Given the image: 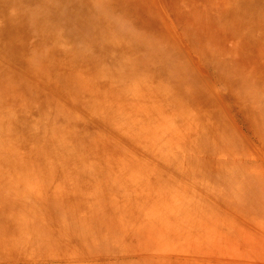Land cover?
<instances>
[{
    "label": "rangeland",
    "instance_id": "rangeland-1",
    "mask_svg": "<svg viewBox=\"0 0 264 264\" xmlns=\"http://www.w3.org/2000/svg\"><path fill=\"white\" fill-rule=\"evenodd\" d=\"M92 1L98 2V0ZM99 1L107 3L104 13L110 15L108 22L113 25L110 34L112 37L110 38L115 41V46L125 50L122 52L124 57H118V60L122 61L117 67V69L119 68L118 72L114 67H109L108 63L97 60L96 67H85L77 80L71 81L69 80L70 77L63 76L55 79L53 74L40 78L34 87L46 97L48 103L51 104L50 108H55L52 110L43 106H30L33 101L22 96L18 99L21 104H13L11 100L13 97L9 98V95L8 97L0 96V106L11 100L9 105L6 104L2 107H10V111L17 108L13 114L0 112V184L6 175H10L8 169L13 167L15 161L32 158L36 155L43 162V160L53 157L56 151L50 150L47 153L43 151L39 155L40 149L38 147L48 146L52 149L53 146L58 147L59 144H62L61 147L70 146L74 148L77 145L73 143L74 139L71 133L73 131L77 134L80 132L81 137L84 135L88 137L87 132L90 133L91 131L96 134L95 128H92L97 125L98 122L96 121L100 122L103 130L102 123L105 121L103 117L111 118L108 114L110 111L117 119L113 122L115 126L122 129L128 127L133 129L134 127V133H131V130L126 131V136L131 137L132 141L136 140L137 144L145 142L147 145L148 149H145L147 153L142 154L144 155L142 156L137 153L136 149H133V146L130 149L124 138L119 139L121 145L131 150L132 155L129 160L137 162L140 166L147 165L156 170L145 173L147 174L146 178L155 181L152 190L146 192L149 194L147 195L149 198H168L174 205L182 206L189 205V202L195 201L192 198L205 193L206 195L203 196L208 199L230 202L236 198L234 189L248 183L254 186L258 195L262 191V198L264 199V143L253 137L260 134L264 138V109L260 103L247 97L258 96L262 102L264 89L259 88L253 82L243 83L238 78L240 61H244L245 67L252 65V62L256 66L254 71L257 73H260L259 71L264 72V33H262L264 12L261 14L254 13L251 20L248 17L249 21L238 25L231 20L232 15L231 12L227 13V8H217L224 11L221 15L216 14L214 10L207 12L210 1H215V5L220 6L221 2L224 5L223 1L225 0ZM244 1L246 2V0ZM263 2L264 0H250L249 5L256 9ZM133 4L137 11L139 10L138 15H135V12L134 14L130 13L129 7H133ZM261 9L264 11V7ZM18 11L19 13L26 11L27 15L31 14V11L26 9H10L6 13L12 15ZM28 19L30 20L31 17L28 16ZM209 19L212 26L208 28L204 22ZM24 23L25 20L18 22L17 31H11L10 34L7 30V39L0 44V50L4 52V58L7 60L22 58L23 55L26 56L27 54L38 57L43 51L41 45H34L35 40L39 38L38 32H36L38 27L25 28ZM121 26L133 35H119L116 31H119ZM146 26H149L150 31L153 33L155 31L156 34L153 36V33L144 32V29H147ZM60 28L61 30L65 29L64 26H60ZM106 34L109 35L108 32ZM143 36L155 44L164 38L165 40L162 42L164 45L176 48L175 55L170 60L169 58L162 59L163 62L167 63L165 70L162 68L155 71L153 66L146 67V63L150 62V57L145 51H150V46L144 45L143 50L135 51V45ZM66 38L65 35H62L59 40H54L49 46L53 44L54 47L57 45L70 48L74 42ZM208 40H215V44L217 43L216 50L212 49L215 46L213 44L207 47L203 46ZM222 40L227 41L228 45L220 46L219 42ZM194 41L201 42L200 47ZM260 41H263L261 46L258 45ZM27 43H30V47L21 48ZM247 43L251 44L247 46ZM191 45H196L205 51L206 55H202V59L194 56ZM232 46L235 48L234 52L231 50ZM147 47L148 50H146ZM77 48L86 50L87 53L91 50L89 46H77ZM151 50L154 53L160 52L155 48ZM136 56L138 65L133 64L132 61V58ZM204 58L208 62L213 61V64L216 61L217 68L205 64ZM219 58H226L228 64L219 65ZM158 61H161V57L158 58ZM65 62L68 64V60ZM0 63L7 65L2 59H0ZM60 68L61 70H68L64 65H61ZM177 69L184 70L182 77ZM8 70L16 74L15 66H8ZM34 70L37 71L34 73L25 72L29 77L28 86H32L30 77H35L34 74H38L40 70L48 72L40 61L34 64ZM0 74L1 78L5 75L1 68ZM178 78L185 81L181 91L173 87L172 84H176L175 81H178ZM45 81L57 85V87L45 85ZM56 81L57 83H55ZM9 86L10 84L7 87ZM83 88H87V92H84ZM112 88H122L124 94L120 95L119 90ZM243 94L246 99H242L241 95ZM187 95L202 97L203 100H200L201 104H197L196 101L188 100ZM115 99H120L122 105L124 99H128L129 102L140 107V110L132 111L129 110L128 106L117 110L119 104L117 106L116 103H112ZM15 104L19 106H15ZM59 112L63 118H60ZM25 114L28 115L26 117L28 121L14 125V129L22 130V134L13 136L12 128H5L4 125L11 122L13 115L22 117ZM150 116L158 117L159 121L152 123L154 120H149ZM92 120L94 125L90 123ZM211 126H214L218 133L216 132L214 136L208 135L206 138L209 141L210 137L216 145L214 148L207 147L203 139L206 130ZM71 128L72 130H70ZM104 131L106 134L100 133L99 140L101 141H104L105 136H108V131ZM24 133L25 135H23ZM139 133L141 136L148 135L150 141L140 140L136 136ZM220 136L223 137L221 139L223 142H219L218 137ZM90 140L88 139V144H80L83 151L88 152L92 150L90 148H95V146L90 145ZM8 150H10L9 154L7 153ZM225 150H231L237 157L245 154L250 161L247 165L234 166L233 170L226 169L225 166H230V163L226 160ZM74 152L76 151L67 149L62 154ZM213 154L216 156L215 160L220 162V168L214 165L212 158L211 163L208 162L209 155ZM95 156L97 158V155ZM95 161L97 162V160ZM27 168L32 170L33 167L27 166ZM59 181L60 179H57V183ZM191 191H196L197 195ZM240 195L241 193H238V197ZM192 205L200 204L192 203ZM248 208L252 212V217L247 216L248 213L245 211L241 213L245 217L244 219L237 218L233 212L224 213L220 211L214 214L215 217L208 219L207 227L213 228L221 234L231 233L230 238L232 240L228 242L230 246L226 248H229L228 251L232 254H236V259L232 258V262L264 264V204L259 206L254 204ZM153 211L159 213V206L154 204ZM0 217L3 221V218L7 217L6 212H0ZM221 217L223 220H220ZM195 222L194 220L179 221L170 224V226L162 222L161 225L165 229L175 232L189 230V226L191 227V224ZM217 223L219 225H216ZM202 224L205 223L202 222ZM1 225V231L5 235L0 237V264H10L4 258L5 256H15V253L47 251L45 248L39 249L35 244L32 245V241H35L37 237L35 234L25 233L23 236L15 234L13 237L17 243L7 242L9 230L5 228V224L2 223ZM18 225L22 226L21 223ZM197 227L199 228V226L192 227L194 233L188 232L187 236L171 238L168 245L181 248V246L187 245L190 237L197 240ZM18 231L20 232V229ZM245 238L250 241L244 243ZM53 246L55 245L53 244ZM23 262L29 263L30 261L24 260ZM11 264H21V261L12 260Z\"/></svg>",
    "mask_w": 264,
    "mask_h": 264
},
{
    "label": "bare ground",
    "instance_id": "bare-ground-1",
    "mask_svg": "<svg viewBox=\"0 0 264 264\" xmlns=\"http://www.w3.org/2000/svg\"><path fill=\"white\" fill-rule=\"evenodd\" d=\"M102 2L99 0L96 3L92 0H0V44L6 41L7 30L9 34L11 31H17V23L25 20V28L38 27L36 32H38L39 38L35 40L34 45L43 47V51L38 57L27 54L26 56L23 55L22 58H14L13 60L5 59L4 52L0 50V59L7 63V65L0 63V68L5 73L2 78L0 77V96L8 97L9 95V98L13 97L11 99L13 104H21L18 102L19 98H27L33 101L30 106H43L52 110L55 108H50L51 104L48 103L46 97L34 87L40 78L53 74L55 79L63 76L70 77L69 80L71 81L77 80L85 67H96L97 60L108 63L109 67H114L118 72L119 68L117 69V67L122 63L118 60V57H124L122 52H125V50L115 46V41L110 38L112 37L110 34L113 25L108 22L110 15L104 13L107 3ZM223 3L224 5L221 2L220 6H216L215 1H210L207 12L214 10L216 14L221 15L224 13L222 9L227 8V13L231 12V20L238 25L249 21L248 17L251 20L254 13L261 14L264 12L261 9L264 7V2L256 9L249 5L250 0H246V2L244 0H225ZM133 7H129L130 13L134 14L135 12V15H138L139 10L137 11L134 4ZM10 9H26L29 12L31 11V14L27 15L26 11L25 13H19L18 11L15 14L8 15L6 12ZM47 13L48 15H46ZM28 16L32 20H29ZM204 23L208 25V28L212 26L210 19ZM60 26H64L65 29L61 30ZM123 26L125 27L124 24ZM146 28L144 32L153 33L150 31L149 26H146ZM107 32L109 35L106 34ZM116 32L121 36L133 35L123 29L122 26ZM262 33H264V27ZM154 34H156L155 31L153 36ZM62 35L74 42L70 48L57 45L54 47L53 44L50 45L52 47L49 46L54 40H59ZM161 36L163 35L161 34ZM164 40L162 38V41L156 44L144 36L138 40L139 43L135 45V51L143 50L144 45L160 51L158 53L151 52V49L145 51L150 57L149 63L143 61L146 63V67L153 66L155 71L162 68L165 70V64L167 63L163 62L162 59L169 58L170 60L175 55L176 48L164 45L162 43ZM198 40L200 41V39ZM199 41L194 42L200 47L201 42ZM214 41L208 40L203 46L207 47L213 44L215 48L212 49L216 50L217 43L215 44ZM262 42H258V45H263ZM219 44L220 46L228 45L225 40H222ZM250 44L247 43L246 45L249 46ZM77 46H89L91 50L87 53L86 50H80ZM28 47H30V43L24 44L21 48ZM160 47L162 49H159ZM191 47L194 56L202 59V55H206V52L196 45H191ZM149 48L147 47L146 50ZM126 49L129 50V48ZM231 50L234 52L235 48L232 46ZM135 54L137 55V52ZM79 56L80 58H78ZM159 57H161V61H158ZM108 58H110L109 61H106ZM204 59L205 64L217 68L216 61L213 64V61L208 62L206 58ZM219 59V65L228 64L226 58ZM66 60H68V64L65 62ZM38 61L43 63L48 72L40 70L38 74H34L35 77H30L32 86H28L29 77L25 72H36L34 64H37ZM132 61L133 64L138 65L137 56L132 58ZM243 62L240 61L239 81L243 83L253 82L259 88L264 89V72L259 71L260 73H257L254 71L256 66L252 62V65L247 67L243 65ZM61 65L66 66L68 70H61ZM8 66H15L16 74L8 70ZM177 70L182 77L184 70ZM177 80H174L176 84L172 83L173 87L181 91L185 81L179 78ZM168 82L170 83V81ZM9 84L10 86L7 87ZM44 84L57 87V85L47 81ZM87 90V88H83L84 92H87ZM113 90H119L120 95L124 94L122 88H114ZM186 97L188 100L196 101L197 104H201L200 100H203L202 97L190 95ZM241 97L246 99L244 94ZM247 97L260 103L264 109V98L261 102L258 96ZM11 100L6 101L3 105H9ZM112 103H116L117 106L119 104L117 110L124 109L126 106L132 111L140 110V107L129 102L128 99H124L123 105L120 103V99H115ZM18 104H15V106H19ZM2 106H0V112L4 114H13L14 110L17 109L13 108V111H10V107L3 108ZM108 114L111 118L108 116L103 117L105 120L102 123L103 130L99 121H96L98 122L97 125L92 127L95 128L96 134L91 131L90 133L87 132L88 137L86 135L81 137L80 132L77 134L73 131L71 133L74 139L73 143L77 145L74 148L70 146L61 147L62 144H59L58 147L53 146L52 149L48 146H41L38 147L40 149L38 151L39 155L43 151L47 153L50 150H56L53 157L51 156L50 159L41 162L40 158L34 155L32 158L20 160L22 163L19 160L15 161L13 167L8 169L10 175H6L4 181L0 184V212H6L7 216L3 218V221L0 219V237L5 235L1 231V224L3 223L5 228L9 230L7 242L17 243V240L13 237L15 234L21 236L25 233L35 234L37 237L35 241H32V245L35 244L39 249L45 248L47 251L15 253V256L11 257L4 255V260L6 259L5 261L10 264L12 260H20L21 264H243L232 262L231 259H236V254H232L228 251L229 248H226L230 246L228 242L232 240L230 238L231 233H218L213 228H208L207 222L208 219H212L216 216L214 214L220 211L224 213L233 212V215L237 218L243 219L245 217L241 213L245 211L248 213L247 216L252 217V212L248 207L254 204L258 206L264 204L262 191L258 195L257 191L254 190V186L247 183L234 189L236 198L230 202H220L219 199L213 198L208 199L203 196L206 195L205 193H201L199 197L192 198L195 201L182 206L174 205L168 198H149L147 196L149 194L146 192L152 190L155 181L146 178L147 174L145 173L156 170L147 165L140 166L137 162L129 160L132 155L129 148L131 149L133 146L134 148H132L142 155L147 153L145 150L148 149L147 145H145V142L137 144L136 140L132 141L131 137L126 136V131L131 130V133H134L135 128L122 129L115 126L113 122L117 119L110 111ZM27 116V114L22 117L13 115L11 122L4 125V127L12 128L13 136L22 134V130L14 129V125L28 121ZM60 118H63L62 114ZM149 120H154L152 123L159 121L158 117L155 116H150ZM90 123L94 125L93 120ZM104 130L108 131V136L104 135L105 140L101 141L99 140L100 133L106 134ZM216 132L214 126L206 130L203 139L207 147L214 148L216 146L210 137L209 141L206 138L211 134L214 136ZM136 136L142 141H150L148 135L141 136L139 133ZM216 136L218 135L216 134ZM253 137L264 143L262 135L257 134ZM121 138L125 139L126 143L129 144V148L121 145L119 140ZM88 139H91L90 145L95 146V148H90L92 149L91 152L83 151L80 146V144H88ZM221 139H223L222 136L218 137L219 142H223ZM152 143L154 144V142ZM239 148L241 149V147ZM67 149L76 152L62 154ZM7 153L9 154L10 150ZM214 154L209 155L208 162L211 163L212 158L214 165L220 168L221 164L215 160L216 156ZM225 154L227 162L230 163V166H225L226 169L233 170L234 166L247 165L250 161L245 154L237 157L231 150H225ZM95 155H97V158ZM38 162L41 163L36 164ZM27 166H32V170L28 169ZM128 173H131V175H128ZM57 179H60L59 183H57ZM191 192L197 195L196 191ZM238 193H241L240 197H238ZM192 203H199L200 205L194 206ZM154 204L159 206V213L153 211ZM221 218L220 220H223V217ZM193 220L196 222L192 223L191 227L190 224L188 225L189 230L174 232L165 229L161 225L162 222L170 226V224L179 221ZM202 222L205 224L203 225ZM18 223H21L22 226L20 227ZM216 225H219V223ZM195 226H199L196 233L197 240L190 237L187 245L181 246V248L168 245L171 238L187 236L188 232H193L191 228ZM18 229H20V232ZM248 241L250 240L245 238L243 242ZM24 260L30 262L25 263Z\"/></svg>",
    "mask_w": 264,
    "mask_h": 264
}]
</instances>
